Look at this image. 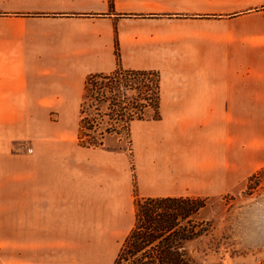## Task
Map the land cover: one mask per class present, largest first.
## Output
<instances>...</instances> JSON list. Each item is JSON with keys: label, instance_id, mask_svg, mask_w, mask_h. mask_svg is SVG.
Returning <instances> with one entry per match:
<instances>
[{"label": "crops", "instance_id": "1", "mask_svg": "<svg viewBox=\"0 0 264 264\" xmlns=\"http://www.w3.org/2000/svg\"><path fill=\"white\" fill-rule=\"evenodd\" d=\"M14 1L0 13V264H112L137 197L215 196L264 165V1L190 18L158 0ZM116 48L123 68L161 69L160 117L131 121L130 150L86 147L84 83L117 67Z\"/></svg>", "mask_w": 264, "mask_h": 264}, {"label": "trees", "instance_id": "2", "mask_svg": "<svg viewBox=\"0 0 264 264\" xmlns=\"http://www.w3.org/2000/svg\"><path fill=\"white\" fill-rule=\"evenodd\" d=\"M116 57L117 67L113 71L92 73L85 80L78 133L83 146L129 149L131 121L160 117L158 71L123 68L117 48ZM153 75L156 79H152ZM98 78L100 83H95ZM103 118L108 121L104 122ZM97 127L105 133L99 139L91 135ZM113 134L124 135L126 145H107L106 140ZM209 200V197L188 195L137 197L133 226L123 239L113 263L117 264L127 249L134 259L133 264H197L185 246L209 230L203 214Z\"/></svg>", "mask_w": 264, "mask_h": 264}, {"label": "rangeland", "instance_id": "3", "mask_svg": "<svg viewBox=\"0 0 264 264\" xmlns=\"http://www.w3.org/2000/svg\"><path fill=\"white\" fill-rule=\"evenodd\" d=\"M4 1L0 0V13L3 11V7L15 4L14 0H7L8 2L5 3ZM158 1L162 3L161 8H164V11L160 14L172 18H190L191 16H207L204 15L206 13L199 12L200 10L215 11V15H227V12H229L228 14H235L247 8H253L257 2L264 0ZM155 7H159L158 3ZM213 15L211 12L210 16ZM171 48L173 54H179V52L182 53V51L186 52L187 50L189 52L194 51V46L186 43L184 45H173ZM162 50V46L151 47V52L155 54ZM154 70L163 75L160 68ZM152 79H156L155 75L152 76ZM95 83H100V79L98 78ZM159 95H161V89ZM159 106L160 99L158 112ZM108 118H103V121L107 122ZM104 134L100 127H97L91 133V135L97 136L98 139ZM106 144L124 147L126 141L124 135L113 134L106 140ZM129 148L131 149L130 145ZM126 161L132 167L131 151L127 152ZM209 199L208 205L203 211L206 221L209 223V230L205 235L193 239L185 246L191 259L197 264H260L264 261V165L255 168L247 175H243L234 186L209 197ZM106 256L109 258L111 255ZM133 261L134 259L126 249L117 264H133ZM112 264H115V262H112Z\"/></svg>", "mask_w": 264, "mask_h": 264}, {"label": "built area", "instance_id": "4", "mask_svg": "<svg viewBox=\"0 0 264 264\" xmlns=\"http://www.w3.org/2000/svg\"><path fill=\"white\" fill-rule=\"evenodd\" d=\"M27 151L30 152L31 151V148H27Z\"/></svg>", "mask_w": 264, "mask_h": 264}]
</instances>
